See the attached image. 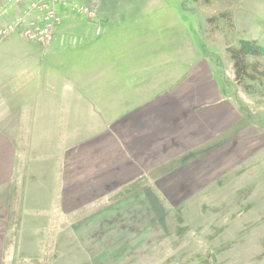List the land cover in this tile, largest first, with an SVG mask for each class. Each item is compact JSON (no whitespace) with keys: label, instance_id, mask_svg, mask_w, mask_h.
Here are the masks:
<instances>
[{"label":"crops","instance_id":"obj_1","mask_svg":"<svg viewBox=\"0 0 264 264\" xmlns=\"http://www.w3.org/2000/svg\"><path fill=\"white\" fill-rule=\"evenodd\" d=\"M93 2V15L77 12L100 35L97 15L107 7L103 0ZM73 11L68 4L57 6L60 21L51 42H32L42 48L41 55L0 52L28 63L13 74L8 63L0 65V264L46 262L49 227L58 229L49 245L51 263L60 260L64 246L80 245L74 230L93 229L101 217H107L106 230L116 232L105 236L121 238L123 230L136 225L137 215L149 213V199L206 196L254 151H264V117L242 109V94L222 65L203 55L168 62L157 75H131L123 67L119 77H111L105 67L109 48L103 42L77 44L71 35L65 21ZM87 37L92 40L91 31ZM108 106L109 112L104 110ZM127 183L135 184L127 200L73 220L72 215ZM14 193L19 202L10 213ZM11 219L17 229L10 240ZM108 253L121 256L124 251L114 247Z\"/></svg>","mask_w":264,"mask_h":264},{"label":"rangeland","instance_id":"obj_2","mask_svg":"<svg viewBox=\"0 0 264 264\" xmlns=\"http://www.w3.org/2000/svg\"><path fill=\"white\" fill-rule=\"evenodd\" d=\"M66 3L70 9L80 6L88 9L85 14L89 16L95 11L93 0H66ZM104 4L107 11L97 15L102 21L100 35L95 34L88 18L76 10L65 23L70 25L77 44L97 47L103 42L101 45L109 48L105 67L112 70L111 77H119L117 71L123 67H127L128 74L140 73L147 77L153 71L157 75V68L168 62L183 63L205 55L210 63H219L230 74L229 78L242 94V109L264 117V76L260 73L264 70V59H253L257 70L252 71L254 79L244 82L249 85L248 91L234 80L232 63L226 53L229 46L237 45L242 39L255 40L264 47V0H200L197 3L193 0H103ZM3 10H7L5 16H1ZM23 10L0 0V24L14 17L10 21L13 23L23 15ZM219 12L230 13L232 25L219 21L217 27L211 28L206 17ZM34 14L37 13L28 18ZM20 29L21 25L0 40V52L20 49L41 55L42 48L19 35ZM90 31L92 40L87 37ZM3 53L1 58L7 62L0 65L8 63L10 74L21 73L28 65L26 60L19 61L17 54H8L7 59ZM109 104L112 106L114 102ZM110 106L104 110L109 112ZM77 129L81 130V126ZM254 152L253 157L223 178L218 189L213 186L208 190L206 196L149 199V213L143 210L142 215H137L136 225H128V228L132 226L131 231L123 230V235L119 233L121 238L105 236L106 231L111 232L106 230V216L96 221L93 229L79 226L77 232L74 230L79 239V252L77 247L74 250L64 246L60 260L54 263L50 262L53 246L49 245L56 230L49 227L48 260L46 263L43 259L42 264H264V151ZM124 189L83 208L81 213L72 215L73 220L82 221L103 207L127 200L131 192ZM15 196L16 193L10 199V213L16 211L19 202ZM70 222L69 218L64 219L66 228ZM16 225L11 219L7 239L15 235ZM111 233L116 232L112 229ZM91 239H95L91 241L93 247ZM114 247L124 253L121 256L108 253Z\"/></svg>","mask_w":264,"mask_h":264},{"label":"built area","instance_id":"obj_3","mask_svg":"<svg viewBox=\"0 0 264 264\" xmlns=\"http://www.w3.org/2000/svg\"><path fill=\"white\" fill-rule=\"evenodd\" d=\"M27 2V5L25 3ZM9 5L23 7V15L17 17L13 23L0 28V38L15 31L20 25V34L27 41L41 46L49 44L53 38L56 26L60 21L57 5H66V0H7ZM78 12L87 13L88 9L80 6L74 8ZM35 17L28 18L32 13Z\"/></svg>","mask_w":264,"mask_h":264},{"label":"trees","instance_id":"obj_4","mask_svg":"<svg viewBox=\"0 0 264 264\" xmlns=\"http://www.w3.org/2000/svg\"><path fill=\"white\" fill-rule=\"evenodd\" d=\"M197 3L200 0H193ZM208 2L209 0H202ZM206 20L210 23L211 28L218 26V22L222 21L226 24L232 25L231 14L228 12H219L214 16H207ZM228 59L232 63L234 71V80L238 83L244 85L249 91V85L244 82L247 79H254L253 72L257 70V63L253 61L256 58L264 59V47L259 45L255 40H239L238 44L235 46H229L226 49ZM252 59V60H250ZM261 76H264V70L260 72ZM132 183L131 185L126 186L124 189L125 192H131L135 189V186Z\"/></svg>","mask_w":264,"mask_h":264}]
</instances>
